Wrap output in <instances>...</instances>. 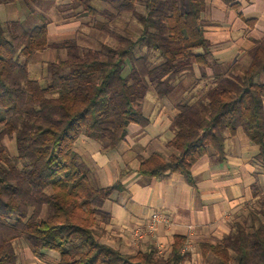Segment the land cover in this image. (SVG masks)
Returning a JSON list of instances; mask_svg holds the SVG:
<instances>
[{"label":"trees","instance_id":"16d2710c","mask_svg":"<svg viewBox=\"0 0 264 264\" xmlns=\"http://www.w3.org/2000/svg\"><path fill=\"white\" fill-rule=\"evenodd\" d=\"M38 1L0 0L1 6L26 5L39 22L28 28L22 21L3 22L0 15V264H18L14 242L19 239L37 258L57 253V264H186L192 253L183 252L189 241L184 235H175L163 252L149 246L125 254L100 241L99 225L110 218L102 209L123 187L120 182L97 186L77 144L84 136L103 151L117 149L131 125L150 124L146 95L153 90L159 100L168 99L198 66L196 81L207 85L175 106L169 143L175 153L139 157L140 175L150 180L178 174L194 187L195 165L210 150L223 160L227 137L239 131L258 147L254 163L264 169V36L225 72L208 76L216 62L201 18L204 0H187L185 11L177 0H110L116 14L109 18L131 14L142 32L127 31L115 46L100 50L82 49L75 41L51 43V21L35 9ZM223 1L240 10L234 0ZM77 7L99 15L92 0H71L68 8ZM48 50H63L65 57L58 53L46 64L47 74L37 78L30 65ZM6 140L13 141V154ZM253 189L256 203L243 222H234L221 241L195 246L203 258L264 264V193Z\"/></svg>","mask_w":264,"mask_h":264},{"label":"crops","instance_id":"0c3cea01","mask_svg":"<svg viewBox=\"0 0 264 264\" xmlns=\"http://www.w3.org/2000/svg\"><path fill=\"white\" fill-rule=\"evenodd\" d=\"M101 1L92 0V3ZM177 1L181 11H185L187 0H184L185 3L183 0L182 3ZM204 2L205 9L201 18L205 36L211 44L212 57L216 62L214 68L206 70L207 75L211 76L225 72L231 64L243 57L254 40L264 36V0H234L232 4H239V11L232 9L223 0ZM36 4H40L43 10L48 4L45 12L56 20L53 25L50 19L49 37L52 36V27L64 24L57 21L68 20V17L61 15L58 8L65 6L62 9L64 12L74 10L68 8L71 0H39ZM22 5H13L11 10L6 9L11 5H0V9H4L6 15L9 12L22 13ZM239 13L245 20H254L255 25L249 27ZM65 33L67 32L59 30L57 35ZM246 61L245 58L244 62ZM37 63L36 61L31 65ZM187 79L194 81L189 88V91L193 89L191 93L194 95L207 85L206 82L196 81L201 79L198 66L194 67L193 76L185 75L181 81ZM185 94L181 100L185 98ZM161 111L144 112L150 124L146 128L131 125L126 140L117 149L103 151L98 143L83 136L76 150L97 186L111 187L120 182L123 187L121 191L111 195L102 209L110 217L106 224L99 225V239L103 244L125 254H135L149 246H162L165 249L163 251H166L170 249L175 235H184L189 239L188 252H192L193 257L195 246L221 241L231 233L232 224L242 222L248 209L253 206V186L259 180L254 164L258 147L241 131L234 137H227L223 160L209 151L193 168L194 187L188 185L178 174L145 179L138 171L139 157L147 158L157 153L169 158L175 153L169 143L174 138L170 124L176 112ZM155 214L162 215L166 221L157 225L153 235L136 244L133 231L137 228L144 229ZM48 255L53 258L54 264L58 263L56 254L51 251H46L38 259H44Z\"/></svg>","mask_w":264,"mask_h":264},{"label":"rangeland","instance_id":"374dc122","mask_svg":"<svg viewBox=\"0 0 264 264\" xmlns=\"http://www.w3.org/2000/svg\"><path fill=\"white\" fill-rule=\"evenodd\" d=\"M100 1V0H99ZM107 1V2H105ZM102 0L101 2H95L93 4L94 8H97L99 15L96 17L90 16L87 12L84 11L83 7H77L73 10V12L70 10L69 12H64L62 9H64L65 6L59 7L58 9L62 13L63 17H68V20H59L57 23H64L62 26H56L52 27V36L49 37V41L51 43H63L65 41H75L80 44V47L83 48H95L99 49L102 46H115L117 44V37L121 35H125L127 31L132 32L134 34H141L142 27L137 20V18L131 14H125L120 17H117L115 19H110L109 15L116 14V11L114 8L109 5L110 0ZM121 1V0H118ZM184 1V0H183ZM179 2L182 3V0H179ZM185 3V1L183 2ZM48 4H46V8L43 10L40 7V4H36L35 9H37L41 14H43L45 17L52 19L50 15H48V12H45V10L48 8ZM2 8V7H1ZM13 5L6 7L7 10H11ZM21 12H15V13H8L6 15L4 9H0V13L2 15L3 22H10V21H22L25 26L28 28L35 27L36 25H39V22L34 19L30 15V10L26 5L21 6ZM137 10L139 13H144V6L142 4L137 5ZM47 11V10H46ZM64 12V13H63ZM74 12H77L75 15ZM80 15V16H78ZM74 16L76 18H74ZM62 17V16H61ZM70 18V19H69ZM56 20L54 21L52 19V24L55 25ZM108 25L107 30L103 29L102 26ZM76 28V29H75ZM74 29V30H71ZM59 30H64L65 34L57 35V32ZM59 53L61 57H65V51L60 50L58 52L54 50H48L41 54H39V57L35 58L34 62H38L37 64L30 65V71L35 74L37 78H40L42 75L43 77L47 74L44 71V68L46 67V64L54 60L55 56ZM142 53H146V50H143ZM151 59L154 63H157L156 61V55H151ZM248 61L245 63L247 64ZM130 70V65L126 66L125 74L128 73ZM42 78V77H41ZM260 80H263L261 78ZM180 81L176 84V89L173 92V94L166 99L163 103V101L157 99L155 92L151 90L145 97L144 100V110L145 112H157L158 110L161 112H175V106L176 104L181 100L182 96L185 94V99H190L193 97L194 93H191L189 88L193 86V80H186V81ZM44 84V82H43ZM187 88V89H186ZM189 91V92H188ZM164 109V111H163ZM8 148H10L11 153L13 154V151H15V147L13 141L6 140L4 142ZM173 152H175L173 150ZM210 152H212L210 150ZM257 151H255V154ZM254 154V155H255ZM255 164V163H254ZM255 167L257 168V175H259L258 184H255L259 188V193H264V169L261 168L259 165L255 164ZM95 185V184H94ZM254 194V191H253ZM256 201L254 202V204ZM253 204V205H254ZM244 221V220H243ZM242 221V222H243ZM17 254H18V264H54L53 258L51 256H45L44 259H38L33 254L32 249L30 248V245L26 242L25 239H19L18 241L14 242ZM162 250H165L162 248ZM55 253V252H54ZM192 253V252H191ZM58 259V254L55 253ZM186 264H218L216 259L210 255L208 259L203 258L200 255V252L196 250L193 252V257L187 260Z\"/></svg>","mask_w":264,"mask_h":264},{"label":"built area","instance_id":"2783aa9c","mask_svg":"<svg viewBox=\"0 0 264 264\" xmlns=\"http://www.w3.org/2000/svg\"><path fill=\"white\" fill-rule=\"evenodd\" d=\"M164 221H166V219L162 215L160 214L153 215L144 229L137 228L133 231L134 242L138 244L140 241H143L147 236L153 235L156 231L157 225L160 222H164ZM158 249L160 250V252L163 251L162 246H158ZM183 252H188L187 245L183 250Z\"/></svg>","mask_w":264,"mask_h":264}]
</instances>
